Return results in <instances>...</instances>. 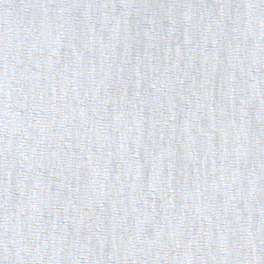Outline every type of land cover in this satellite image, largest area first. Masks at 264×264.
Segmentation results:
<instances>
[{"label": "water", "instance_id": "95a60500", "mask_svg": "<svg viewBox=\"0 0 264 264\" xmlns=\"http://www.w3.org/2000/svg\"><path fill=\"white\" fill-rule=\"evenodd\" d=\"M0 264H264V0H0Z\"/></svg>", "mask_w": 264, "mask_h": 264}]
</instances>
